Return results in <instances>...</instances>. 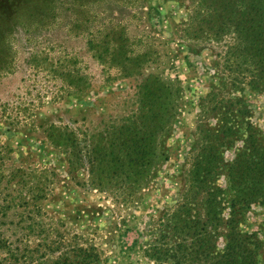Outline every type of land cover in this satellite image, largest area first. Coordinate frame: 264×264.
<instances>
[{
	"label": "rangeland",
	"instance_id": "374dc122",
	"mask_svg": "<svg viewBox=\"0 0 264 264\" xmlns=\"http://www.w3.org/2000/svg\"><path fill=\"white\" fill-rule=\"evenodd\" d=\"M199 1L0 0V264H82L81 246L99 254L91 264H173L145 244L208 145L222 162L212 176L223 222L235 210L264 255V204L232 207L226 171L245 140L264 153V80L231 55L232 32L210 34ZM157 76L180 88L166 159L132 198L93 186L88 146L132 115Z\"/></svg>",
	"mask_w": 264,
	"mask_h": 264
},
{
	"label": "trees",
	"instance_id": "16d2710c",
	"mask_svg": "<svg viewBox=\"0 0 264 264\" xmlns=\"http://www.w3.org/2000/svg\"><path fill=\"white\" fill-rule=\"evenodd\" d=\"M199 2V7L210 10L204 19L210 24V34L219 38L232 32L231 55L250 61L243 72L254 80L263 81L264 0ZM237 73L241 70L237 69ZM179 93L180 88L172 81L166 83L158 76L149 78L139 87V105L132 115L113 126L107 135L100 133L84 153L93 186L101 190L113 187L109 192L124 198H132L147 187L157 164L166 159L163 138L175 116ZM211 149L212 145H208L198 152L187 173V188L181 201L163 216L156 235L145 244V254L157 263L264 264L259 239L237 229L235 210L231 211L226 223L222 220L224 191L214 185L212 176L222 162L218 150ZM254 150V142L245 140L243 150L226 167L233 194L232 207L254 202L264 204V153L257 156ZM247 166L251 169L245 175ZM222 228L225 245L219 251L217 241ZM89 251L86 247H79L82 264L86 260V264L98 263L99 254ZM67 261L66 257H60L54 263L67 264Z\"/></svg>",
	"mask_w": 264,
	"mask_h": 264
}]
</instances>
